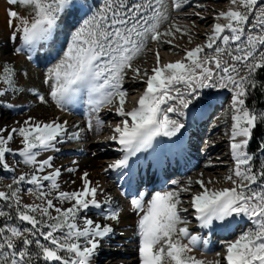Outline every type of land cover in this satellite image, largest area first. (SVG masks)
<instances>
[{
    "label": "snow or ice",
    "instance_id": "snow-or-ice-1",
    "mask_svg": "<svg viewBox=\"0 0 264 264\" xmlns=\"http://www.w3.org/2000/svg\"><path fill=\"white\" fill-rule=\"evenodd\" d=\"M10 2L28 10L27 16L8 11V23L13 27L11 39L19 37L23 43V48L15 49L16 53L35 52L39 45L51 40L62 15L76 6L74 0ZM186 2L173 0V7L181 10ZM228 3L226 11L214 16L216 22L211 33L206 34L204 44L184 49L183 59L175 62H162L160 52L156 51L155 65L149 72L133 67L149 41L178 47L173 43L177 34L189 36L188 42L192 43L189 31L175 23L160 31L161 18L167 19L161 12L163 0H101L94 11L89 9L91 14L72 33L63 58L48 70L45 83L49 85L51 101L61 110L86 95L90 113L108 108L122 118L110 139L120 145L118 150L125 155L109 165L112 169L127 168L130 157L152 147L156 137H171L180 132L184 124L167 113L183 116L182 109H188L201 90H229L230 147L235 168L225 179L233 187L214 190L207 186L211 180H198L196 183L203 191L193 196L191 205L203 229H212L216 222L228 227L235 217L251 222L252 227L240 232L236 239L225 241L224 264H264V164L256 169L255 154L246 151L254 130L264 125V110L257 111L247 103L255 90L264 93V81L257 77L258 71L264 70V3ZM129 70L146 88L137 106L125 110L129 94L123 82ZM16 77L12 64H0V84L5 86L0 88V101L7 92L20 90ZM36 96L41 103H48L44 95ZM66 124L55 120L38 122L30 117L20 127L0 128V169L14 170L7 156L17 154L10 143L14 136L20 137L22 149L18 155L33 171L13 177V184L32 185L27 191L39 201L22 203L21 190L11 184L7 192L0 191V201L7 202L0 208V217L11 220L12 212L4 208H12L19 221L31 226L22 229L7 222L0 226V264H35L33 249L44 264H94L100 241L114 233L110 224L96 222L86 215L93 208L103 211V205L109 203L98 200L102 189L89 179L87 172L81 177L79 190L62 191L58 182L61 171L46 172L53 168V157L38 159L42 153L59 150L57 144L68 134ZM97 124L102 127L104 122L97 120ZM88 127L92 128L90 115ZM78 135L72 133L71 137ZM261 150L264 151V145ZM68 171L74 173L75 169ZM191 184L189 181L182 191L188 192ZM130 203L137 213H143L137 223L140 264H204L190 253L209 241L190 232V221L182 216L187 209L180 207L179 192L155 193L147 204L143 198H133ZM65 204L69 206L64 207ZM103 218L119 223L120 210L111 209Z\"/></svg>",
    "mask_w": 264,
    "mask_h": 264
},
{
    "label": "bare ground",
    "instance_id": "bare-ground-1",
    "mask_svg": "<svg viewBox=\"0 0 264 264\" xmlns=\"http://www.w3.org/2000/svg\"><path fill=\"white\" fill-rule=\"evenodd\" d=\"M87 1L89 0H74L76 6L70 7L65 11L61 18L62 22L73 24L76 17L80 14H83L87 9V7H81V5L88 6ZM227 6L229 8L230 5L228 4ZM215 22L216 21L213 19L212 23L214 24ZM220 22L223 23V21ZM211 31L212 27H210L209 30L207 29L206 32L210 34ZM202 41V44H204L205 40ZM58 42L59 40L57 29L52 39L47 43H42L41 45H39L35 52L29 53L27 50H25L24 52L27 55H31L32 59L34 60L33 62H35L38 67H44L51 64L57 59L55 49L58 46ZM21 48H23V44ZM159 52L162 58V62L164 63L180 60L179 56L178 58H176L177 56L174 57L166 51ZM153 66H151V68ZM261 71L263 70H259L258 73ZM128 83V85L135 86H132L133 90H131L133 92L131 91V102L129 101L130 104L125 107V110H131L132 108L137 106L138 100L146 88V84L143 83L139 78L134 79L133 77H131ZM140 85H142V88L139 87ZM203 90L204 91H201V93L199 94V98L193 101L188 109H182V111H184L183 116H179L176 113H167L171 119L179 120L184 124V127L180 130V132L171 137H156L152 143V147L148 148L145 151L137 152L134 156L130 157L127 168L137 169L138 173L140 175H143L141 169L147 167L150 169L151 175L145 174V177L147 178L148 176V178L153 179V181L147 186L148 189L146 190L143 189L141 191H138L132 188L125 189L127 194L125 193V190L121 191L119 189L123 187H119L120 179H118L119 177L121 178V175H118V173L122 169H112L109 167V165L113 164L115 161L121 159L125 155L124 152L118 150L120 148V145L116 144L110 139V137L113 135L114 126L120 123L122 119L121 117L116 115L114 110L105 108L102 109L99 113H90L88 105L85 102L87 99L85 95L78 99L74 104L68 105L62 111H60L59 117H55V115H36L32 117L38 122H51L54 120L59 123L67 122L66 127L68 130V134L79 125H81L83 129L82 132H80V134L78 135L82 143V147L84 148L83 151L68 149L65 144L70 143L72 140L67 139L66 135L63 140L59 144H57V148L59 149L58 151H48L42 153L41 156L38 157V159L41 160L47 159L49 156L53 157V168L46 169V172L50 173L54 169H59L61 171V176L59 177L58 182L61 185L62 191L79 190L82 187L81 177L84 172H87L89 174V179L94 182V184H98L102 189V194L98 195V200L103 203L107 199V197H109V191L114 188L120 190V195L124 198L127 205L131 207L129 213H126L125 215L120 217L119 223H107L103 218L104 216H93V211H100L101 213H103V215H106L109 211L105 208L106 204L103 205V211L94 208L88 211L87 216L89 218H92L96 222L102 224H110L114 228V233L109 238H105L104 240L100 241V248L98 249V254L96 255L94 264H107L106 262H104L105 258L107 257V259L111 260V263L109 264H139L140 260L138 246L140 238L137 235V223L139 221L140 215L137 216L135 214L136 210L132 208L130 203L131 200L133 198H143L145 204H147L152 199L155 193L167 192L170 189L172 190L176 187L181 186L182 184H184L185 178L188 175L192 174L194 171L196 172L202 170L204 164L208 161H211V157L215 154H219L217 153L218 150L224 147L221 142L219 144H216L218 147H216V149H213V152H210L212 149H209L208 147L211 143L210 133L211 127L214 123V117L210 120V122L198 126L199 130L203 133L202 138L199 134H197L198 129L196 127L198 124L196 122V119H199L201 116H206L205 114H208L211 111V115L215 114L216 109L222 108L225 101H227L229 97H232V93L226 89H211L209 95H211L212 99H210V97H207V94H203V92L205 93L206 89ZM177 107H179V105H177ZM16 109H19V107H11L9 111L3 112L2 116L0 117V128L7 127L10 129L12 127L18 126V121L16 122L15 119L10 118V115L13 114ZM89 115L92 123L91 129H89L88 127ZM97 120H102L104 122L102 127L97 124ZM5 135H7V133H5ZM226 135H231V133L227 134L226 129H224L222 137ZM239 139L240 138H238V140ZM66 140L68 141L66 142ZM228 141L231 142L227 145H231V136L228 138ZM12 144H14V139L13 142L10 143V145ZM93 147H95L94 151L91 150ZM246 151H248V148L246 149ZM231 157L232 158L230 159V163L232 162L231 164L235 166L233 155H231ZM177 163H179L183 168V174L178 179H171L165 184L162 183L161 175L163 173L165 174V172H167V169L171 167L173 168V166H175ZM70 168L75 169V172H69L68 169ZM168 174H171V172H169ZM72 181H75V183H72ZM223 188L231 187L223 186L213 189L220 190ZM202 191L203 189L199 192ZM199 192H197L196 194H198ZM193 196L190 197L191 200ZM189 211L193 213L190 217L193 218L195 222V226L193 225L194 228L192 227L195 230V232L193 233L202 236L204 235V239L209 241L206 246H198L200 248H203L202 250H204L207 255H210V253L213 254V252H217L219 250L220 242L236 239V237L241 232L240 228L243 227L245 229L247 225L251 224V222L244 217H235L232 218L230 222H228V227H222L218 224V222H216L212 229H203L200 227V223L196 219V213L191 203ZM197 230L198 232L196 233ZM219 235H224L226 237L218 238ZM129 238L133 240L131 244L129 241H127L129 240ZM127 256L131 257L130 261H127Z\"/></svg>",
    "mask_w": 264,
    "mask_h": 264
},
{
    "label": "rangeland",
    "instance_id": "rangeland-1",
    "mask_svg": "<svg viewBox=\"0 0 264 264\" xmlns=\"http://www.w3.org/2000/svg\"><path fill=\"white\" fill-rule=\"evenodd\" d=\"M260 3H264V0H260ZM87 4L88 6H87V9L85 10V12H87L86 15L84 13L77 20V18L80 16L78 15L73 24L63 23L62 20L60 21V24L58 27V40L60 43L58 42V46L55 49L57 59L47 66L38 67L36 63L33 62L34 60L32 58L29 59V55H27L24 51L20 53L15 52V49L21 48L23 43H22V40L19 39V37L15 41L11 39L13 35V27H10L8 23L9 21L8 11L9 10H15L24 16L28 15V10L19 5H16V6L12 5L10 0H0V64L7 62V63L12 64L15 67V70L17 73V77H16L17 86L20 89L17 92H11V91L7 92L6 96L2 99V101H0V117L2 116L4 111H9L11 107H16V106L19 107V109H16V111H14L13 113L14 115L11 114L10 118L15 119L16 122L18 121L17 127H20V125H22L24 121L36 115H45V116L55 115V117H59L60 115L59 113L62 110L61 108L57 107L53 101H51V98L49 96V85L45 83V78H46V74L48 70L52 68L56 63H58L63 58L64 52L66 51L70 43L71 35L73 33V25H75L77 21L76 28L77 26L79 27V25L83 22V20L87 17V15L91 14L89 9L94 11L101 4V0H96V3H94L93 1L90 2L89 0L87 1ZM228 4H229L228 0H187V2L184 4L182 9L177 10L173 7V0H163V5L161 6V12L164 13V16H166L167 19L161 18L160 31L161 32L165 31L171 24L175 23L179 25L182 29H187L189 31L191 39H192V43L188 42L189 36H181V34H177L175 40L173 41V43L175 45H178V47H172L169 44H161V43L149 41L148 47L145 50L144 54L138 57L134 61L133 67H140L141 69H148L149 72H151V69H152L151 66L155 64L154 57H155V52L157 50L164 51V52L166 51L170 55H173L174 57L177 56L176 58H178L179 56L180 60L183 59V56H184L183 50L186 48L187 49L194 48L197 45H200L203 43L202 40H205V36L209 32V31L206 32L207 29L209 30L211 25L213 24L212 20L214 19V16L220 11H226L228 8L227 6ZM196 13H199V15H196ZM134 75L135 74L131 70H129L123 82V87L124 89L127 90L129 94L126 100L125 107H127L128 104H130L131 102L130 96L133 92L132 86L134 87L135 85H128L129 84L128 82L131 77H134ZM3 87L5 86L0 84V88H3ZM139 87L142 88V85H140ZM201 91H204V90H201ZM36 93L44 95L45 98L48 100V103L47 104L41 103L38 100ZM203 94H206V93L203 92ZM207 97H210V99H212L211 95L209 94H207ZM227 101L228 103L226 107L222 108L219 111V113H216L213 116L214 123H213V126L211 127V133H210L211 143L208 146L209 149H212L210 152H213V149H216V147H218L216 144H219L220 142L222 143L224 147L218 150L217 153L219 154L217 155L215 154L211 157L212 159L211 161H208L204 164L202 170H199L196 172L194 171L192 174L188 175L185 178L184 184L172 190L170 189L167 191V192L175 191V192L180 193V199L182 201V204L180 205V207L187 209L186 212H182V216L186 218L188 221H190V223L188 224V227H189L190 232L192 233L195 232V230L193 229L194 228L193 225L195 226V222L193 218L190 217L192 216L191 214H193L189 211L190 203H191L190 197L202 190L199 184L196 183V181L203 180L207 183V181L211 180L212 183L207 185L210 189H213L216 187H223V186L233 187V184L225 179L228 175L231 174V170H233L235 167L234 165L231 164L232 162L230 163V159L232 158L231 157L232 155L231 147L230 145H227V143H224L221 140H219V138L222 137V133L224 129H226L227 134L231 133L230 125L232 124V121L230 118L231 116L230 105H231L232 97H229ZM227 101H225V103ZM248 101L252 103L251 106L254 107L257 111L264 110V108L263 109L258 108L257 101L254 98L253 93L249 96ZM8 105H11V107H8ZM74 129L71 132H69V134H67V139H70L72 141L70 143H66L67 145L65 144V146L70 150L75 149L76 151H83L84 148L82 147V143L79 137L78 138L71 137L72 133L80 134V132H82L83 129L81 125L75 127ZM260 139H261L260 144L264 145V134H263V137ZM67 141L68 140H66V142ZM10 147L13 148L14 150H17V154H14V155L9 154L7 156V162L9 163L11 168L14 170L10 171L6 169H0V191L7 192L8 185L11 184L13 185V187H18L21 190L20 196H21L22 203H25V204L39 203V201L36 200L35 196L29 194L27 191L29 188L33 187L32 185H29L26 182H21L18 185L13 184V177H19L22 174H31L33 169L30 166L25 165L22 162L23 158L18 155V151L22 149V143H21L20 137L14 136V144L10 145ZM94 149L95 147H93L91 150L94 151ZM248 152H249V147H248ZM255 161L257 162L255 163ZM261 164H264V152L263 151L261 154L259 153L257 156L254 157L255 168L258 169ZM189 181H192L190 190L188 192L182 191L184 187L188 186ZM253 187H255V185H253ZM119 189L121 191L125 190L123 189V187ZM120 190L112 188L109 191V194H108L109 197H107L106 199L109 201V203L106 204L105 208L107 210L119 209L120 217H121L125 215L126 213H129L131 207L127 205L124 198L120 195ZM138 191H141V190H138ZM125 193H126V190H125ZM5 203L7 202L0 201V208H3ZM68 206L69 205L67 204L64 205V207H68ZM4 210L6 212H12V219L7 220L6 217H0L1 219L0 226H2L5 222H7L8 224H11L12 226L19 227L22 229L31 227L30 225L27 224V222L19 221L16 218V214L12 208H4ZM93 212H94L93 213L94 217L104 216L103 213H101L100 211H97V212L93 211ZM53 214L55 215V213ZM135 214L137 216L143 215V213H137V212ZM81 215H84V213H82ZM105 221L107 223L115 222V221H108V220H105ZM119 221H120V218H119ZM249 227H252V224L247 225L245 229L243 227L240 228L241 232L243 230H246ZM197 232L198 230L196 231V233ZM25 235H27V233H25ZM202 237H204V235ZM127 241H129L130 244L133 242V240L130 238ZM41 242H44L42 238H41ZM82 242L83 241H81V243ZM183 242L188 243L187 240H184ZM224 243L225 241L220 242L219 250L217 252H213V254L210 253V255L209 254L207 255V253L204 250H202L203 248L196 246L197 248L194 247L190 255L194 256L196 259L203 261L204 264H216L217 261H219L220 264H224ZM107 258H105L104 262H106L107 264L111 263V260ZM130 258H131L130 256H127V259H128L127 261H130ZM33 259L35 261V264H44L42 258H38L36 256L35 249H33ZM95 259H96V256L94 257V260Z\"/></svg>",
    "mask_w": 264,
    "mask_h": 264
},
{
    "label": "trees",
    "instance_id": "trees-1",
    "mask_svg": "<svg viewBox=\"0 0 264 264\" xmlns=\"http://www.w3.org/2000/svg\"><path fill=\"white\" fill-rule=\"evenodd\" d=\"M259 73H264V70L259 72ZM253 95L259 99V104H262V94L261 92L257 89L253 92ZM247 103L251 106L252 103H250L249 101H247ZM263 105V104H262ZM263 134H264V128L261 127V125H258L257 128L254 130V134H253V137H252V140H251V144H250V147H249V151L251 154H255V156L258 155L259 153V150L261 149V145H260V141L263 137ZM257 161H255L256 163ZM1 220V219H0Z\"/></svg>",
    "mask_w": 264,
    "mask_h": 264
},
{
    "label": "built area",
    "instance_id": "built-area-1",
    "mask_svg": "<svg viewBox=\"0 0 264 264\" xmlns=\"http://www.w3.org/2000/svg\"><path fill=\"white\" fill-rule=\"evenodd\" d=\"M257 77H258V79L260 80V81H264V73H257ZM259 90V89H258ZM210 91H211V89H206V91H205V93L206 94H210ZM261 92V91H260ZM262 94V104H259V99H257L254 95V98L256 99V101H257V106H258V108L260 109H262V108H264V93H261ZM261 127L263 128L264 126L263 125H261Z\"/></svg>",
    "mask_w": 264,
    "mask_h": 264
}]
</instances>
